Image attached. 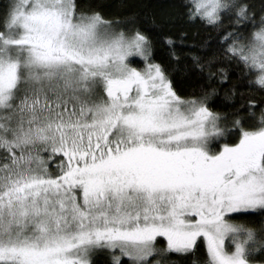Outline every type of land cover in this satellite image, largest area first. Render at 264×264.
<instances>
[{
    "label": "snow or ice",
    "instance_id": "1",
    "mask_svg": "<svg viewBox=\"0 0 264 264\" xmlns=\"http://www.w3.org/2000/svg\"><path fill=\"white\" fill-rule=\"evenodd\" d=\"M97 255L264 264V0H177L160 21L0 7V264Z\"/></svg>",
    "mask_w": 264,
    "mask_h": 264
},
{
    "label": "trees",
    "instance_id": "2",
    "mask_svg": "<svg viewBox=\"0 0 264 264\" xmlns=\"http://www.w3.org/2000/svg\"><path fill=\"white\" fill-rule=\"evenodd\" d=\"M6 3L7 0H0V7H3ZM83 3L86 6L92 5L97 7L98 10L103 12L106 18L113 20L117 18L123 19L132 14H138L139 17L145 21L150 18H155L157 21H160L168 17L171 13H174L177 6V0H83ZM185 27L188 32V44H192L193 42L199 44L200 41L206 39L209 34V30L199 25H187ZM172 32L173 34L176 32L175 27L172 29ZM166 55V50L164 48L157 46L154 49V58L156 60H165ZM176 78L183 91H191L197 86V82L191 76L177 73ZM224 87H227V84H225ZM255 95L259 98L258 94ZM213 100L220 110H226L229 102L223 100V90H221L216 97H213ZM51 166H55V161L51 162ZM94 261L95 264H106L103 255H97L94 257Z\"/></svg>",
    "mask_w": 264,
    "mask_h": 264
},
{
    "label": "rangeland",
    "instance_id": "3",
    "mask_svg": "<svg viewBox=\"0 0 264 264\" xmlns=\"http://www.w3.org/2000/svg\"><path fill=\"white\" fill-rule=\"evenodd\" d=\"M136 59H139V58H136Z\"/></svg>",
    "mask_w": 264,
    "mask_h": 264
}]
</instances>
